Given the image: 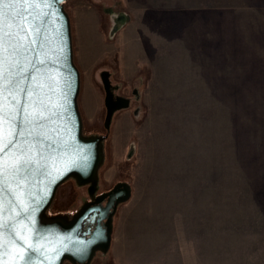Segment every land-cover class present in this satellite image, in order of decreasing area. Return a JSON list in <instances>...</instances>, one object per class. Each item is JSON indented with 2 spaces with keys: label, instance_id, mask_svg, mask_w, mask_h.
<instances>
[{
  "label": "rangeland",
  "instance_id": "obj_1",
  "mask_svg": "<svg viewBox=\"0 0 264 264\" xmlns=\"http://www.w3.org/2000/svg\"><path fill=\"white\" fill-rule=\"evenodd\" d=\"M221 3L63 2L81 132L101 138L100 160L93 180H63L44 216L69 221L115 185L130 190L88 264L127 252L131 263L264 264V95L230 93L206 54L205 12Z\"/></svg>",
  "mask_w": 264,
  "mask_h": 264
},
{
  "label": "water",
  "instance_id": "obj_2",
  "mask_svg": "<svg viewBox=\"0 0 264 264\" xmlns=\"http://www.w3.org/2000/svg\"><path fill=\"white\" fill-rule=\"evenodd\" d=\"M64 1L4 0L0 5L5 14L0 35L18 34L23 45L15 53V40L6 45L8 52L2 61L5 83L15 65L12 71L27 68L17 79L23 80L26 90L31 89L30 95L18 88L0 93V111L16 120L3 124V143L13 139L19 129L14 147L0 145V264H61L65 258L88 264L96 249L105 251L110 244L111 218L106 226L97 218L93 228L88 224L82 229L93 208L82 207L69 221L44 216L56 187L69 176L80 183L93 180L100 160L101 138L84 137L81 132L79 72L72 58ZM21 24L27 32L20 31ZM25 75L28 79H23ZM103 87L110 111L116 102L105 75ZM118 101L126 105L124 97ZM22 160H31V170L15 174L13 167ZM129 193L128 186L120 183L101 194L108 196L102 211H114Z\"/></svg>",
  "mask_w": 264,
  "mask_h": 264
},
{
  "label": "crops",
  "instance_id": "obj_3",
  "mask_svg": "<svg viewBox=\"0 0 264 264\" xmlns=\"http://www.w3.org/2000/svg\"><path fill=\"white\" fill-rule=\"evenodd\" d=\"M221 1L220 9L213 4L205 12L206 54L220 64L221 79L231 83L225 85H233L230 93L264 95V0ZM247 87L256 90H242ZM126 255L121 264H163L131 263Z\"/></svg>",
  "mask_w": 264,
  "mask_h": 264
},
{
  "label": "snow or ice",
  "instance_id": "obj_4",
  "mask_svg": "<svg viewBox=\"0 0 264 264\" xmlns=\"http://www.w3.org/2000/svg\"><path fill=\"white\" fill-rule=\"evenodd\" d=\"M43 3L44 0H41ZM4 4V0H0V5ZM4 13L0 12V20L3 19ZM27 19V18H25ZM20 31L27 32V29L24 27L23 24L20 25ZM7 37V39H5ZM12 40H15L16 43L12 45V52L15 53L20 47H23V45L20 43V38L18 34H12V33H4L3 35H0V93L5 91V89H17L20 92L27 91L28 94H31V89H25L23 85V80L17 79V77L21 76L23 73L27 72V68H20L18 72L12 71V67H15L13 65L10 67L9 71L11 72V76L7 79V82L5 83V76H4V70L2 61L5 59V53L8 52L7 44H9ZM35 41H33L34 43ZM23 79H28V77L25 75ZM13 102L14 99H13ZM12 119L8 114H5L3 111H0V145H3V148H12L15 146V136L18 134L19 129H17L16 132L13 133V139L9 140L7 144H4V135H3V124L9 120ZM12 122L15 124L16 120L12 119ZM32 162L31 160H22L19 162L18 166L13 167V172L15 174H20L21 172H27L31 170ZM0 191H3V186L0 185Z\"/></svg>",
  "mask_w": 264,
  "mask_h": 264
},
{
  "label": "flooded vegetation",
  "instance_id": "obj_5",
  "mask_svg": "<svg viewBox=\"0 0 264 264\" xmlns=\"http://www.w3.org/2000/svg\"><path fill=\"white\" fill-rule=\"evenodd\" d=\"M100 195L101 194L96 195L95 198H93V200L88 201V203L83 206V207L93 208V210L96 212V215L91 216V213L93 212V210H91V213L87 215V217L85 218L86 222L83 224L82 227L83 230L87 229L88 224L91 228H93L97 223V218H100L99 220L100 225L106 226L108 223V218L110 219L112 216L113 213L112 208H110L108 211H102V209H104L107 204L108 196L107 195L100 196ZM103 215L105 216L103 217ZM91 219H93L94 221L90 222Z\"/></svg>",
  "mask_w": 264,
  "mask_h": 264
}]
</instances>
